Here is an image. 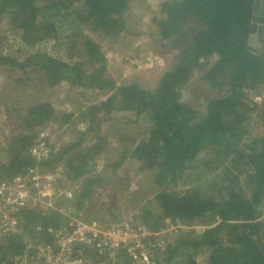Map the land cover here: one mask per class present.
Segmentation results:
<instances>
[{"label": "trees", "instance_id": "trees-1", "mask_svg": "<svg viewBox=\"0 0 264 264\" xmlns=\"http://www.w3.org/2000/svg\"><path fill=\"white\" fill-rule=\"evenodd\" d=\"M130 6V0H0V24L23 47L14 54L0 48V68L19 73L12 79L8 75L7 84L34 82L39 95L66 85L102 98L76 110L80 126L86 127L82 133L75 124L71 127L77 133L74 141L62 147L51 144L48 156L39 159L30 153L38 131L56 122L70 125L71 113L58 114L46 101L22 107L18 96L1 98V110L10 120L3 121L8 135L0 181L50 172L63 163L61 181L77 187L70 199H58L52 208H21L18 231L0 236V264H16L27 243L51 244L48 229L71 228L74 220H100L80 216L86 215L95 187L110 179L117 183L119 170L129 161L137 162V174H149L148 184L156 187L154 205H144L138 223L158 231L165 220L177 225L208 222L198 235L174 234L152 264H200L199 254L206 264H264V102L249 98L264 86V0L160 2L150 17L154 36L178 54L151 89L134 79L118 84L107 78L108 62L95 41L112 42L129 34L127 21L136 12ZM57 47L61 57L49 52ZM195 73L206 89L216 92L200 113L180 94ZM0 87L1 96L4 84ZM140 122L146 127L138 131ZM250 124L254 135L247 130ZM107 127L115 128L109 141L103 130ZM124 127L134 133L126 134ZM88 133L94 139L83 148ZM112 147L117 158L109 160ZM201 153L210 158L201 160ZM99 158L102 168L94 172ZM134 194L128 193L131 200L141 199ZM85 256L93 264V253L85 251ZM126 259L119 254L117 263L130 264Z\"/></svg>", "mask_w": 264, "mask_h": 264}, {"label": "rangeland", "instance_id": "rangeland-1", "mask_svg": "<svg viewBox=\"0 0 264 264\" xmlns=\"http://www.w3.org/2000/svg\"><path fill=\"white\" fill-rule=\"evenodd\" d=\"M163 0H130L131 8L135 9L136 12L128 19L127 28L129 34H122L119 38L112 42L102 41L99 37L95 40L100 47V50L107 59V70L106 76L112 80H115L118 84L128 83L131 80H136L142 86L147 89L153 88L159 79V76L163 71L172 67L176 62L178 54L177 49H172L169 43L160 42L157 40L153 33V26L150 24V17L154 12L158 10V5ZM4 25L0 24V48H5L4 52L11 50L14 54L16 50L23 49L20 47L16 36L10 32L4 31ZM261 27H264L263 25ZM131 33V34H130ZM139 35H133V34ZM262 33V32H261ZM89 35V33H88ZM90 36V35H89ZM97 36V34H96ZM261 39H264V31L261 35ZM263 45H261L262 47ZM59 47L49 51L51 55L55 57H61L58 50ZM17 51V52H18ZM121 57H131L133 60L136 59L140 64L135 65L132 63H118L117 60ZM146 57H150L151 62L145 65ZM131 60V61H133ZM10 79L18 76L17 71H8L0 68V83L4 84V95L1 98L8 95L11 97H20L22 107L27 106L30 103L36 101L48 102L55 112L60 113H71L72 119L70 125H60L57 122L54 125L43 128L38 131V138H46L52 145L62 147L63 144L68 141H74L77 138V133H82L86 126H80L77 118L76 110L82 106H86L92 103L99 102L102 98L95 91L82 90L71 88L66 85H58L50 88L44 92L43 95H39V91L34 86V82L25 84H7V77ZM14 87L16 92L11 89ZM1 91V87H0ZM216 92L213 90L206 89L200 82L198 73H195L190 81L180 89L181 98L183 101L191 105L195 110L202 112L205 108L207 98L215 96ZM39 95V96H38ZM256 95V94H255ZM257 103L264 102V86L258 90L256 96H249ZM2 106H0V163L4 162V147H5V136L8 135L6 117L10 120V117L3 112ZM15 113L17 111H10ZM118 117H124L130 119V116L125 114L118 115ZM254 119L251 115V121ZM59 121V120H58ZM254 121V120H253ZM75 124V131L71 130V127ZM78 124V125H77ZM253 125H249L247 130L252 131V135L256 133ZM138 131H141V127H146L144 123L140 122ZM251 128V129H250ZM105 138L107 141L110 140L114 134V127L103 128L105 130ZM126 134L131 135L134 133L132 127H124ZM94 139V134L88 133L82 139L81 147H87L89 143ZM56 147V149H57ZM107 158L113 160L117 158V150L110 149L107 151ZM201 160L209 159L210 155L201 153L199 155ZM103 161L101 158L95 161L92 166L94 172H99L102 168ZM139 164L135 161H129L123 168L119 170L117 174L118 182L116 183L113 179L105 182L101 186L99 184L95 187L97 190L90 197L88 207H86L87 213L81 214L80 217H92L99 218L108 222H117L125 218H134L139 221L140 213L144 208V205H154L153 195L156 192V187L152 183L147 182L149 174L138 175L135 169ZM50 172H57L60 177L63 175V163H57L52 166ZM140 176V178L138 177ZM144 179V186L136 191L137 183L139 180ZM60 178L59 187L60 189H72L75 191L77 185L71 182L61 181ZM64 182V183H63ZM134 192V195L138 196L137 201L130 199L132 196H128V193ZM151 201V202H149ZM63 210V209H62ZM261 214L264 216V203L261 206ZM67 213V212H66ZM157 213V212H156ZM206 226L208 222L205 220L192 221L190 223L179 224L175 231V237L179 238L186 235H198ZM205 255L199 254L197 261L200 264H206Z\"/></svg>", "mask_w": 264, "mask_h": 264}, {"label": "built area", "instance_id": "built-area-1", "mask_svg": "<svg viewBox=\"0 0 264 264\" xmlns=\"http://www.w3.org/2000/svg\"><path fill=\"white\" fill-rule=\"evenodd\" d=\"M131 57H121L118 63H140ZM146 57L145 65L151 62ZM41 136H44L41 134ZM36 140L30 149L35 158H46L51 147L46 138ZM57 172L31 171L26 177L11 182L0 181V236L15 234L19 222L17 212L21 208H52L58 199H70L72 189H60ZM63 197V198H60ZM61 210V209H60ZM179 225L164 221L163 228L151 231L146 226L128 217L119 222L105 220H74L71 228L52 230L47 234L51 244L27 243L26 252L15 259L16 264H91L85 251H91L93 264H119L117 256L123 254L130 264H152L162 255Z\"/></svg>", "mask_w": 264, "mask_h": 264}]
</instances>
